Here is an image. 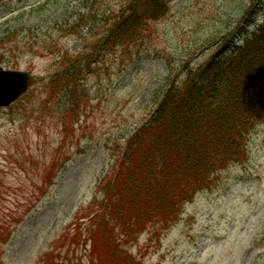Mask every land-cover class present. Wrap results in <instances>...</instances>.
<instances>
[{"label":"rangeland","instance_id":"rangeland-1","mask_svg":"<svg viewBox=\"0 0 264 264\" xmlns=\"http://www.w3.org/2000/svg\"><path fill=\"white\" fill-rule=\"evenodd\" d=\"M127 1L0 4L1 67L28 72L37 80L29 97L0 109V224L9 225L30 211L2 250L5 264H41V257L91 204L99 182L111 171L110 148L120 129L125 126L132 133L150 117L155 93L180 69L182 59L195 67L239 26L240 38L245 36L241 21L255 4L254 25L264 19V0H173L165 18L148 24L144 42L130 51H107L81 74L86 113L79 123L87 136L70 132L62 146L65 134L58 112L68 106L64 99L44 101L48 76L60 61V49L77 58L94 43L90 31L85 29L84 41L70 36L66 25L96 14L95 31L101 33L106 14L118 15ZM54 158L63 170L38 203L43 172ZM87 224L83 221L81 228ZM128 249L144 264H264V122L251 136L245 163L218 173L168 231L158 237L144 233L128 242ZM64 264H89L88 250L73 251Z\"/></svg>","mask_w":264,"mask_h":264},{"label":"trees","instance_id":"trees-1","mask_svg":"<svg viewBox=\"0 0 264 264\" xmlns=\"http://www.w3.org/2000/svg\"><path fill=\"white\" fill-rule=\"evenodd\" d=\"M171 1L129 0L115 18L106 14L105 35L100 40V34H94V43L85 55L64 54V69L53 76L55 88L62 86L70 102L64 114L72 117L80 110L84 99L77 89L81 74L88 67L91 70L103 45L110 40L115 45L144 42L149 36L148 24L167 16ZM252 14L248 11L242 22L251 20ZM96 21L94 15L79 17L67 29L68 34L81 35L85 28L92 32ZM227 43L221 46L229 47L225 54H216L197 68L186 69L185 63L172 73L153 99L150 119L125 147L114 150L117 169L101 183L105 198L99 202L98 228L91 236L92 264H137L116 242L118 226L131 228L130 235H134L153 224L173 223L200 187L209 185L229 165L246 159L250 136L264 120V22L242 46ZM81 58L87 60V67ZM183 71L185 75H181ZM57 169L56 163L46 173L47 186L53 184ZM9 238V234H0V246ZM78 239V233L73 237L66 234L43 257L42 264H56L58 250L66 244L77 246Z\"/></svg>","mask_w":264,"mask_h":264},{"label":"water","instance_id":"water-1","mask_svg":"<svg viewBox=\"0 0 264 264\" xmlns=\"http://www.w3.org/2000/svg\"><path fill=\"white\" fill-rule=\"evenodd\" d=\"M28 89V76L20 72H4L0 69V106L15 102Z\"/></svg>","mask_w":264,"mask_h":264}]
</instances>
